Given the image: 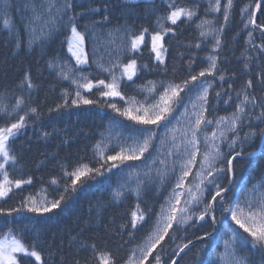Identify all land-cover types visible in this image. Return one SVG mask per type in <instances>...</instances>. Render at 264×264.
Listing matches in <instances>:
<instances>
[{
    "label": "snow or ice",
    "instance_id": "snow-or-ice-1",
    "mask_svg": "<svg viewBox=\"0 0 264 264\" xmlns=\"http://www.w3.org/2000/svg\"><path fill=\"white\" fill-rule=\"evenodd\" d=\"M139 2L140 0H122L125 25L108 33L109 37H118L120 44L113 49L110 45H114L116 40L110 39L105 43L103 53H100V40L96 29L109 21L107 6L101 21L90 20L89 23L84 24L81 31L79 19L86 16L90 18L92 14L98 13L99 9L89 8L86 11L76 12L75 0H23L24 10L27 13L22 21L23 36L28 37L25 40L11 16L10 0H3V4L0 5V19H2L0 29L3 31H0V35H6L5 44L14 46L13 54H18L19 51L30 54L36 51L33 47L36 45L42 58L47 54V42L54 34L61 31L70 32V35L66 36L67 50L75 59V65H71L67 60L58 62L60 58L57 57L47 61L50 73L69 84V87L63 88L61 92L63 103L57 104L55 109L50 108L49 112L60 111L70 106L79 108L97 104L98 100L90 99L83 94L93 89H99L101 98L119 97L126 106L121 108L116 103L104 101L108 108L124 120L112 118L106 134H102V139L94 146V152L98 157L97 167L82 161H78L71 170H69L70 166L61 165L63 190L60 191V181L55 177L50 182L57 186L58 198L45 199L43 202H38L32 197L26 198L21 207L0 208V215L12 216L13 213L26 211L39 218L51 214L60 209L71 194L76 193L88 179L104 176L112 169L122 170L123 167L134 169L135 166L129 162L147 161L151 157V164L145 165L148 170L143 173L144 177L152 179L151 173L155 167L156 177L161 186L167 184L173 177L175 183L165 198V203L161 205L160 211L156 213V220L147 230L146 237L141 244L131 249V254L123 264H145V261H148V264H153V261L154 264H169L168 261H163L161 256L164 251L162 242L167 243L166 237L175 241L178 238L177 233L184 225L207 222L209 218L213 225H223L221 236L226 237L223 239L224 251L213 252L208 260L200 259V264H250L247 255L242 256L240 253L249 254L256 249L262 254L261 264H264V172L251 187L241 183L239 194L234 190L237 184L235 179L237 161L239 159L255 161L258 155L264 157V128H260L257 132L252 127L251 121L246 119L259 107L261 112L254 118L264 123V103L252 94V90L256 87L252 78L247 79L239 89H236L235 74L229 82V78L219 72L218 66L217 50L222 48L223 35L235 7L234 0H226V2L209 0L205 16L201 17L197 24L201 39L197 41L195 47L199 49L210 37L214 41L212 52L205 57L207 67L195 72L193 59L188 65V78L181 83L161 82L160 87L163 91L151 103L149 101L158 91L154 82H148L151 85L147 88L149 95L145 96L143 101L122 95L120 89L124 79L131 82L140 71L136 59H129L127 63H123L122 57L134 56L139 52L141 45L146 43V36L150 34L151 52L155 54V60L159 65H166L165 54L168 49L163 43L165 37L169 33L174 34V28L171 26L177 25L182 17L187 21L196 17V8L199 7L200 0H197V5L193 8H175L169 0H162L163 3H167L169 9H172L167 13H157L154 6L146 8V12L155 16L154 30L151 33L148 27L137 32L126 23ZM144 2L148 4L150 0ZM258 11H264V0H255L254 8L249 5L242 7L240 17L243 23L242 31L246 30L248 34L246 43L252 45L254 51L264 54V24L257 22ZM220 12L223 23L217 27L214 24L216 17L208 19L207 15ZM257 31L262 41L260 44L254 42L256 39L254 33ZM86 41L93 44L92 55L95 59L91 63L95 65L97 71L106 73L110 79H98L94 82L90 78L91 73H85L83 66H91L89 56L85 52ZM252 59L244 55L243 75L249 74ZM217 79L222 83L219 86L220 90L215 94L216 99L222 100L223 104L233 107L234 110L227 115L210 118L208 113L213 109L209 107V90ZM256 80L264 87V70L257 74ZM225 83L227 90L224 88ZM37 87L32 80L31 70L28 69L16 85L19 94L13 92L10 98L14 99V103H6L0 94V120L6 121L0 124V199L8 197L13 188L19 189L24 184L32 183L31 177L27 180L11 179L8 168L17 170L18 157L12 144L22 135V130L30 119L39 118L38 107L31 106L32 92ZM193 95L195 99L189 98L188 104L184 105V112L177 117L176 106L182 104L186 96ZM69 101H71L70 105ZM189 107L192 109L191 112ZM21 111H23L22 115L19 114ZM172 120H176L180 127L175 125L169 127ZM209 126H213L210 134L207 132ZM244 127H248L249 131L241 136ZM161 128L164 129L163 133L160 131ZM177 133L180 135L178 136ZM48 135L50 134L44 133L45 137ZM256 137H259L260 141L258 149L245 151L255 142ZM225 144L227 151L224 150ZM115 148L119 150L114 151V154H107ZM153 152L156 153L155 156H152ZM157 161L159 167H156ZM133 175L136 177L135 188H128L126 182L112 192L113 200L117 203L124 198L126 191L137 199L136 210L131 213L130 224L126 222L121 225L122 230H127L129 227L133 230L129 232L131 239H135V232L140 231L148 223L146 217L151 212V209H142L139 202L145 180L138 171H134L129 173V181ZM190 176L192 180H189ZM224 178L228 180L227 185L222 182ZM230 192L231 196H229ZM217 212L223 219L217 217ZM228 217L247 235L233 228L228 223ZM36 222L38 221H29V223ZM210 235L211 233L206 232L197 239L203 240L205 236ZM75 242L76 237H73L72 243ZM192 244L193 241L189 239L187 243L179 245L178 250L174 249L170 254L172 257L170 264H179L175 257H180ZM157 246H160V249L154 254ZM85 249L91 251L96 264H116L113 253L107 248L99 247L95 241L92 243H88L87 240L82 241L77 250ZM21 254L23 257L34 258L35 264H44L41 252L36 250V245L29 248L9 229L0 237V264H22ZM197 256L200 257L199 249ZM150 257L153 259L150 260ZM75 264H80V261L77 259Z\"/></svg>",
    "mask_w": 264,
    "mask_h": 264
},
{
    "label": "trees",
    "instance_id": "trees-1",
    "mask_svg": "<svg viewBox=\"0 0 264 264\" xmlns=\"http://www.w3.org/2000/svg\"><path fill=\"white\" fill-rule=\"evenodd\" d=\"M11 2V16L15 24L20 28L23 36V19L27 15L24 10L23 0H10ZM76 12L86 11L89 8L99 9L98 13L92 14L89 17L79 19L80 30L83 31V26L89 23L90 20L101 21L105 14V7L109 9V21L102 26H98L96 33L100 40V53H103L104 46L110 39H115L116 43L110 45L115 49L120 44L118 37H109L108 33L114 31L118 27L125 25L124 7L122 0H75ZM175 8H193L197 5V0H169ZM226 2V0H222ZM209 0H200L199 7L196 8L197 15L191 21H187L182 17L177 25L171 26L174 28V34L169 33L163 43L168 49L165 54L166 65H159L155 60V54L151 52V43L149 38L146 43L141 46L139 52L134 56L124 55L122 57L123 63H127L129 59H136L140 66V71L133 81H127L125 78L121 84V93L126 98L135 97L137 101H143L145 96H148L147 88L151 87L148 82H154L157 86L156 96L149 102H154L158 98L159 93L163 91L160 87L161 82L164 83H181L188 78V65L195 60V72H199L202 68L207 67L205 57L212 52V44L214 41L211 37L204 41L199 49L195 47L199 37V29L197 24L201 17L205 16V9L208 7ZM235 7L233 9L232 18L227 25L226 31L223 35V44L219 52L218 66L219 72L225 74L231 82L233 74H235L234 88L239 89L241 85L249 78H252L256 87L252 90V94L264 103V87H262L256 80L257 74L264 70V54L254 51L252 45L246 43L248 39L247 31L243 29L241 22L240 9L245 5L255 7V0H234ZM3 0H0V5ZM154 6L157 13H167L172 10L169 9L167 3L162 0H151L146 4L140 1L135 6L134 13L127 19V25H131L137 32L144 27L149 28V33L154 30L153 21L155 16L146 12V8ZM215 16V26L223 23L222 12L209 13L208 19ZM258 23L264 24V11L257 12ZM2 23V19H0ZM0 31H3L0 29ZM70 32L61 31L54 34L47 42V54L42 58L39 56V47L34 45L36 51L26 54L25 51H19L18 54H13L14 46L12 44H5L6 35H0V94L6 103H14V99H10L16 90V85L23 78L24 72L31 70V76L34 84L38 87L32 92L33 103L31 106L38 107L39 118L30 119L27 126L22 130L12 148L18 157L17 170L9 167L10 178L27 180L31 177V184H24L19 189H14L9 196L0 199V208L11 209L21 207L22 202L26 198H35L38 202H43L45 199L51 200L58 198L59 192L56 191L57 186L50 182L52 178L60 181V191L63 190V172L61 165H68L69 170L74 167L78 161L89 163L92 167H97V159L94 152V146L102 139V134H106L108 125L112 118L123 121L124 118L119 117L104 103H116L118 107H124L125 102L119 97H99V89H93L91 92H84L83 94L90 99L98 100L94 105L63 108L60 111L49 112V109H55L57 104L63 103L61 95L62 89L69 87L68 82H62L51 74L47 68V61L52 57L60 58L58 62L67 60L71 65H75L73 58L67 50L66 36ZM259 32L254 33L255 44H260ZM150 36V34L148 35ZM147 36V37H148ZM26 40L28 37L23 36ZM245 49L247 52L245 53ZM85 51L89 56L90 67L85 66V73H91L90 78L110 79L106 73H101L96 70L92 60L95 57L92 55L93 44L90 41L85 43ZM252 57L250 63V72L248 75H243L244 70V55ZM107 59V57H105ZM147 65V67H144ZM119 75V72L117 73ZM211 79V78H209ZM222 82L218 79L215 81L213 87L209 90V107L213 110L208 113L210 118L224 116L231 113L234 108L223 104L222 100H217L215 94L220 90ZM227 90V83L224 84ZM143 89V90H142ZM72 90V89H70ZM184 95V94H182ZM235 97V92H233ZM189 98L195 99V96H186L182 104L176 106L177 111L175 115L180 117L184 112V105L188 104ZM226 98V97H225ZM71 101H69V105ZM192 109L189 107V112ZM261 109L257 107L252 116L246 119L251 121L252 127L259 132L260 128H264V123L256 120L254 117L258 116ZM19 114H23L21 111ZM18 118V117H16ZM5 120H0V124L5 123ZM125 123H130L124 121ZM180 127L176 120H172L169 127ZM213 126H209L207 132L210 134ZM160 131L163 133L164 129ZM249 131L248 127H244L240 133L243 136L244 132ZM44 133H49L47 137ZM179 136L180 134L177 133ZM231 135V134H230ZM260 144L259 137H256L255 142L247 147L245 151L250 152L253 149H258ZM239 148V145H237ZM115 148L107 154H114L118 151ZM224 150L227 151V145H224ZM166 151V148L164 149ZM156 153L153 152L152 156ZM135 168L123 167L122 170L112 169L111 172L105 173L104 176H96L95 179H88L87 182L77 190L76 193L71 194L70 198L62 205L60 209L55 210L51 214H45L37 218L35 214L26 211L19 214L13 213L12 216L0 215V237L4 233L12 230V234L17 236L29 248L34 244L36 250L41 252L44 264H75L78 259L80 264H96V261L90 250H77L82 241L87 240L88 243L95 241L101 248H107L116 257V264H123L131 254V249L136 245L142 243L147 235V230L156 220V213L160 211L161 205L165 203V198L169 195L175 178L170 179L167 184L161 186L156 177L155 167L151 173L152 179L144 177L143 173L148 169L146 164H151V157L147 161H133L129 162ZM157 161L156 167H159ZM138 171L141 178L145 180L140 192V204L144 210L151 209L147 215L148 223L140 231L135 232V239L129 237V232L133 231L130 227L127 230H122L121 225L126 222L130 224L131 213L136 210L137 199L134 195L126 191L124 198L117 203L113 200V189H117L120 185L128 182V188H135V175L129 181V173ZM195 172V168L193 169ZM264 172V157L257 156L255 161L246 159H239L236 164V188L234 189L239 194L241 183H246L251 187ZM94 175V174H93ZM192 180V177H189ZM188 181H186L187 183ZM223 184L227 185L228 180L224 178ZM232 193H229L231 196ZM243 198V197H241ZM220 217L219 212L216 213ZM29 221H38L36 223H29ZM228 223L240 231L243 235L242 229L231 222L228 217ZM216 233L209 238H205L196 244L192 245L186 252L178 259L179 264H200V259L208 260L213 252H223V239L221 236L223 229L222 224H216ZM215 225L212 224L209 218L207 222H200L196 224L184 225L177 233L178 238L175 241L168 240L162 242L164 251L161 253L162 260L170 261L172 259L171 253L173 250H178V246L187 243L190 239L196 240L197 237H202L204 234L213 233ZM171 232V230H170ZM76 237L75 244L72 243V238ZM160 246H157L159 251ZM200 250V257L197 252ZM139 255V252H137ZM240 255H247L250 264H261V253L258 249L246 254L241 252ZM22 264H35L33 258L23 257L20 255ZM150 260L153 257L149 258ZM148 264V261H145ZM154 264V261H153Z\"/></svg>",
    "mask_w": 264,
    "mask_h": 264
},
{
    "label": "water",
    "instance_id": "water-1",
    "mask_svg": "<svg viewBox=\"0 0 264 264\" xmlns=\"http://www.w3.org/2000/svg\"><path fill=\"white\" fill-rule=\"evenodd\" d=\"M215 232H216V227H215V231H214L210 236H205L204 239H205V238L212 237V236L214 235ZM199 241H201V240H200V239H196V240H194L192 245L196 244V243L199 242ZM192 245H190L189 248H190ZM185 252H186V250L181 254V256H182ZM181 256H180V257H181ZM180 257H175V259L178 260Z\"/></svg>",
    "mask_w": 264,
    "mask_h": 264
},
{
    "label": "rangeland",
    "instance_id": "rangeland-1",
    "mask_svg": "<svg viewBox=\"0 0 264 264\" xmlns=\"http://www.w3.org/2000/svg\"><path fill=\"white\" fill-rule=\"evenodd\" d=\"M140 1H144V0H140ZM150 1H151V0H150ZM147 38H149L150 43H151V35L148 36V37L146 36V39H147ZM141 46H142V45H141ZM85 52H86V51H85ZM69 54H70V56H71V53H69ZM71 57H72V56H71ZM72 58H73V57H72ZM73 60H74V62H75V59H74V58H73ZM83 67H85V66H83ZM8 171H9V170H8ZM14 189H16V188H13V190H14ZM21 255H22V254H21ZM33 259H34V258H33Z\"/></svg>",
    "mask_w": 264,
    "mask_h": 264
}]
</instances>
